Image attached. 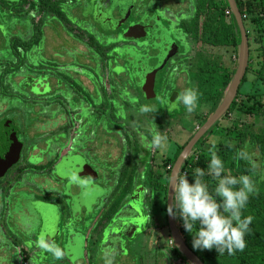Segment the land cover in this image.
<instances>
[{"label": "flooded vegetation", "instance_id": "flooded-vegetation-1", "mask_svg": "<svg viewBox=\"0 0 264 264\" xmlns=\"http://www.w3.org/2000/svg\"><path fill=\"white\" fill-rule=\"evenodd\" d=\"M232 2L235 9L229 0H0V264H45L35 244L41 235L54 241L59 234L64 250L73 245L81 234L78 220L65 229L53 208L42 218L33 204L59 210L65 186L71 198L76 192L73 180L56 173L77 178L84 167L76 175H86L94 171L87 168L92 155L108 166L112 186L92 218L79 214L91 248L99 249L104 233L115 228L108 246L119 249L127 238L122 230L128 236L138 224L141 212H127L135 200L152 225L129 238L130 245L124 241V251L143 236L146 253L164 256L144 263L139 254V264H187L167 224L168 178L178 156L221 105L226 110L185 161L207 149L213 131L222 135L218 145L228 131L264 121V0ZM157 22H165L163 30ZM132 26L136 37L127 34ZM243 55L246 65L232 92ZM158 78L164 82L157 86ZM186 89L198 93L191 113L176 103ZM157 129L170 145L161 153L147 146ZM164 236L168 251L157 242Z\"/></svg>", "mask_w": 264, "mask_h": 264}, {"label": "clouds", "instance_id": "clouds-1", "mask_svg": "<svg viewBox=\"0 0 264 264\" xmlns=\"http://www.w3.org/2000/svg\"><path fill=\"white\" fill-rule=\"evenodd\" d=\"M198 93L195 89H186L176 98V103L183 104L189 113L197 106ZM173 104L172 107H175ZM150 109L142 107L141 112ZM166 132L158 129L153 131L149 148H163L167 142ZM237 159L245 160L252 167V156L241 150ZM224 163L221 158L212 152L207 165V172L201 168L195 169L194 183H189L187 174L176 168L168 178L169 200L168 214L172 218L177 216L183 221L186 232L192 234V247L194 250L215 249L219 254H233L242 251L246 246L245 235L249 231L252 217H242L250 194L254 191V184L247 175L239 177L225 175ZM208 175L218 181L214 188V195L209 191L208 185L202 178ZM215 197L220 198L218 203ZM197 225L199 227L197 228ZM36 247L50 253L55 259L60 260L65 256L54 241H49L41 235L35 241ZM116 248L103 251L104 264H114Z\"/></svg>", "mask_w": 264, "mask_h": 264}, {"label": "rangeland", "instance_id": "rangeland-1", "mask_svg": "<svg viewBox=\"0 0 264 264\" xmlns=\"http://www.w3.org/2000/svg\"><path fill=\"white\" fill-rule=\"evenodd\" d=\"M128 12L129 11H127L126 13H128ZM164 23L165 22H163L162 24H164ZM162 24H158V22H157V30H159V31L163 30L164 25H162ZM169 34L170 33H167V32L164 33L165 39L170 38ZM160 80L161 79L158 78V81L156 84L157 86H158V84L161 85L164 82L163 80H161V81ZM156 117H154V118H156ZM136 121H137V119H136ZM143 122L144 121H142L141 124H139L137 122L139 124L138 126H140V129H144L146 127L145 124H143ZM248 122L250 124L252 123L251 120H248ZM242 126H240V129L243 128ZM244 126L250 127L252 132H254V133H259L260 131H264V121L259 120L250 126L249 125H244ZM247 129H249V128H247ZM217 135H218V137H216ZM217 138H222L221 133L213 131V134L211 135V137H209L210 141L205 142L204 146H207L208 144H209V146H215L216 142L218 140ZM183 139H184V135H182V133H180L178 135V142L182 141ZM234 144L237 146V144H239V142H234ZM99 145H101V144H99ZM169 147H170V145L168 143H166V146L158 149V151H159V153H161L164 150L166 151V148H168V150H169ZM247 152L252 156V162L256 165L258 163V151H257V149L254 147H252L250 149L248 148ZM95 157H96L95 155H92V157L90 156L89 161L91 163H89L88 167H87V168H91L94 171H90L88 169L86 175L82 174L81 177L80 176L78 177L77 175L81 174L80 170L82 171L83 169H85L84 167H82L79 169L77 168V170L74 173L77 178H74L73 177L74 175L72 176V174H67L64 172L62 173V176L60 175L61 177H67L68 176L69 178L70 177L74 178L73 182L71 183V187H73V189H72L73 192H76L73 198L64 194L65 197L66 196H68V197H66L67 200L65 202H62L56 198V195H54L55 199H57L56 201L58 202L57 204L59 205V208H60L59 210L57 208L58 212H56L57 213V216L55 217L56 220L59 217H60V219L62 218L61 220H62V223H64L65 229L70 227V225L68 224L70 222H71V225L73 223L74 227L76 228V221L75 220H78L77 222H79L80 226H82L81 227V234L78 236V239H74L73 245L71 247L66 248L65 249L66 251L62 248L63 243L60 242V240L56 239L57 237L60 238L59 234L54 240L55 244L58 245L62 250H64V252H65L64 257L67 258L71 262V264H88L90 261L93 263H96V261L97 262L101 261L102 263H104V259H103V255H102L103 251H104V249H111L114 247V246H108V244H110V241L115 239L112 236L117 234V231L115 228H113L111 230V233H108V230H107L106 233H104L105 239L100 245L101 248L100 247H99V249H95V247L91 248V246L93 244H92V240L90 239V237L85 238V239L83 237L84 233H85L84 225H86V223L82 224L84 221L81 222V220H83V219L80 218V216H79L80 213L78 212V210H76V212L73 213V212H71L70 207H69V205L71 204V201L72 202L75 201L76 203L75 202H73V203H75L76 205L77 204L84 205L85 207H83V211H87L85 216H87L88 219H90L93 217L94 213H96V211L99 209V207L102 205V201H103V199H105V195L107 196L108 194H110V191H111L110 188L112 186V183H111L110 177H107V174H106V171L108 170V166H106V170H105L103 168V164L105 165L106 163L99 160L98 158L96 159ZM97 164H98V166H100V168L97 166ZM255 167L258 171L259 165L257 164V166H255ZM95 172H97V174ZM225 175H231L228 169L226 170ZM249 177L253 178L252 181H253V184H255L256 175L253 173ZM32 189H33V192L35 195H37L39 197H44V199H45V195L41 191H39V190H41L40 186L39 187L34 186ZM53 194H55V193H53ZM68 199H69V201H68ZM157 203L162 204L161 200L157 201ZM130 204H132V203H130ZM136 204H138V203H136ZM75 207H79V206L77 205ZM45 210H47V209H45ZM122 210L119 213V215L122 218L125 215H127V212L131 213L133 211V213L137 212L138 214H139V212H141L140 217L137 219L138 224L133 226V229L131 232L128 233V236L125 234V230L124 229L122 230V233H123L122 236L127 237V238H124L123 240L126 241V243L128 244L129 242L132 241L129 238H131V237L134 238L138 234H144L146 227L149 225H152V220H149V218L147 219L144 215L145 213H143V211L141 209H136L135 204L131 205V207L129 209H127V212H124L125 210L124 211H122ZM41 213L43 214L44 211L42 210ZM152 213L157 215V212H155V210ZM75 214H78V217H76ZM81 215H83V214H81ZM158 216H160V215L158 214ZM126 219L131 220V218H128L127 216L125 217V220ZM161 222L164 224V222H165L164 219L161 220ZM129 223H131V222H129ZM51 228H54V227H51ZM65 229L63 232L67 231ZM164 230H165V232H167L166 227ZM76 231L78 232V229ZM49 233L51 235L50 236V238H51L53 230L51 229V231ZM187 234H191V233L187 232ZM47 240H50V239L48 238ZM124 241H123V244L120 245L119 249H117V246L114 247L117 250V254L115 256L114 264H139V262H141L140 259H138L139 254H141L143 256L142 259L145 258L144 263L151 261L152 259H161L162 256H164L163 255L164 251L162 252V250L160 251V254L157 253L156 256L151 251L146 253L147 247L143 244L145 242V244L147 245L148 240L147 239L144 240L143 236L139 237L138 240L134 241L135 245L131 246L129 248L130 250L128 249L130 252L127 251L129 253H126L124 251ZM157 242L161 247H163L165 249V251L170 250L169 245H168V240L166 239L165 236L163 238L161 237ZM103 245L105 247L102 248ZM129 245H130V243H129ZM169 254H171V253H169ZM40 257L46 259L47 262L45 264H67V262L64 260V258L57 260L50 253H48L46 251H43V254H41ZM172 258H173L172 260L175 262L174 256Z\"/></svg>", "mask_w": 264, "mask_h": 264}, {"label": "trees", "instance_id": "trees-1", "mask_svg": "<svg viewBox=\"0 0 264 264\" xmlns=\"http://www.w3.org/2000/svg\"><path fill=\"white\" fill-rule=\"evenodd\" d=\"M260 111L261 109L258 108L257 112L259 113ZM242 127L240 132L233 129L228 131L227 144L224 143L225 141H220L217 143L218 145L209 146L205 151L190 157L182 166V170L188 169L187 179L189 183H194L195 169L201 168L207 172L211 154L215 152L224 163L225 173L228 169L230 174L235 177L241 175L250 176L253 173L256 175L255 190L250 194L248 203L242 212V217H252L249 231L245 235L246 246L242 251L236 250L233 254H228L227 252L219 254L215 249L210 251L194 250L192 247V234H187L183 227V221L178 216L175 218V223L182 239L203 264H264V131L254 133L250 127ZM234 142H239V144L236 146ZM252 147L258 151V171L256 167H252V164L236 158L239 151H247L248 148ZM202 180L208 185L209 191L214 195V188L218 181L208 175H205ZM215 199L218 203L220 202L219 197H215ZM198 227L199 225H197ZM174 250L180 256L175 247ZM182 259L185 263L190 264L185 258L182 257Z\"/></svg>", "mask_w": 264, "mask_h": 264}, {"label": "water", "instance_id": "water-1", "mask_svg": "<svg viewBox=\"0 0 264 264\" xmlns=\"http://www.w3.org/2000/svg\"><path fill=\"white\" fill-rule=\"evenodd\" d=\"M229 5L232 9H235V5L232 2V0H229ZM240 18V17H239ZM238 18V20H239ZM136 26H132L131 28L128 29L127 34H130V37H136L135 34H133L137 29L135 28ZM246 65V55H243L241 63H240V67H239V71L237 73V76L235 78V82L233 83L232 87H231V91L233 92L236 89V84L239 82V79L242 77L244 68ZM231 94V93H230ZM227 106L225 105H221L214 113V115L211 117V119L205 124V126H203L201 132L204 133L207 129H209L215 122L216 120L221 116V114H223V112L226 110ZM201 133V134H202ZM201 134L196 135L189 143L188 145L184 148V150L181 152V154L178 156L174 167L172 169V171L176 168L181 169L185 159L188 156L189 151L191 150V148L193 147V145L198 141V139L200 138ZM172 173V172H171ZM56 178L57 179H70L71 181L74 180L73 177H61L59 176L58 173H56ZM66 191H65V195L67 194V190L69 191L70 185L68 184V186L66 185ZM69 196V195H68ZM169 196V190H168V195H167V209H168V204L170 203V200L168 198ZM131 203L129 205L128 208L131 207V205H134L135 200H131ZM76 205V204H75ZM79 207H72L71 211L74 213L76 212V209L78 210L79 213L84 212L83 211V207L80 204H77ZM76 205V206H77ZM35 211L42 217L44 218V216L46 217L47 215H50L51 210L50 208H53L55 210V212L57 211V207L55 205H51V204H45L43 202H34L33 204ZM47 209V210H45ZM75 209V210H74ZM42 210L44 211V213L42 214ZM52 216V215H51ZM52 218V217H51ZM167 224H168V229H169V233H170V238L173 242V245L175 246V248L177 249V251L179 252V254L185 258L190 264H203L201 262V260L198 258L197 255H195L187 246V244L184 242V240L182 239L178 228L176 226L175 223V218H172L171 216H169L168 211H167ZM110 226V225H109ZM109 229V228H108Z\"/></svg>", "mask_w": 264, "mask_h": 264}, {"label": "built area", "instance_id": "built-area-1", "mask_svg": "<svg viewBox=\"0 0 264 264\" xmlns=\"http://www.w3.org/2000/svg\"><path fill=\"white\" fill-rule=\"evenodd\" d=\"M182 172L188 174V169H183Z\"/></svg>", "mask_w": 264, "mask_h": 264}]
</instances>
